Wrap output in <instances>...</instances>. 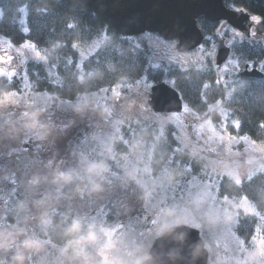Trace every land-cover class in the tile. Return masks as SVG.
I'll list each match as a JSON object with an SVG mask.
<instances>
[{"label":"rangeland","instance_id":"obj_1","mask_svg":"<svg viewBox=\"0 0 264 264\" xmlns=\"http://www.w3.org/2000/svg\"><path fill=\"white\" fill-rule=\"evenodd\" d=\"M214 34L216 41L234 35L228 24L222 22ZM140 39L148 47L153 67L177 65L183 69L211 70L216 72L225 87H228L229 77L234 75L231 70L233 62L222 68L216 67L217 42L209 47L201 45L191 52H180L177 42L166 40L161 35L146 33ZM103 42L104 38H99L79 50L78 61L88 60ZM0 49L15 54L22 66L44 58L30 43L14 46L1 37ZM7 75H12V72L0 64V77ZM162 82L173 88L169 80ZM154 85L144 77L131 87L84 94L72 103H60L30 90L27 93H10L0 99V264H74L70 245L57 249L48 240L47 224L42 221L39 208L51 203L74 204L76 200L62 198L53 169L50 165L47 169V165L40 162L43 157L50 156V147L59 142L60 151L83 162L86 141L87 145L91 141L88 146L100 142L105 145L107 157L101 168L105 171V165L108 172L107 203L119 204L126 196L129 200L135 197L136 202L146 205H162L166 209L163 228L182 224L200 232L209 252L207 264H264L263 233L257 231L247 248L234 231L240 211L252 216L257 213L256 208L247 198H220L216 190L221 176L241 183L262 172L264 144H258L247 136L224 132L223 125L215 126L185 102L180 114L166 116L154 112L148 101ZM13 105L27 109L17 118H12L8 112ZM143 121L160 130L173 126L181 147L202 161L203 172L188 175L184 172L175 179L164 175L151 176V143L137 138L125 141L127 149L122 151L121 146V150L114 152V142L121 138L122 128ZM14 123L19 124L18 127H13ZM35 126L40 128L44 145L29 156L24 147L29 142L26 131ZM62 129L64 133L60 131ZM87 132L89 136H86ZM7 154L11 158L9 161L3 157ZM94 168L97 172L101 169L99 166ZM11 210L16 217L13 224L5 220L6 213ZM160 228H157V233ZM78 239L82 241L81 234ZM140 244H134L129 257L121 255L119 264L136 263L145 253L144 244ZM76 246H82L80 249L83 250L86 247L84 242ZM75 258L78 264L87 261L82 254Z\"/></svg>","mask_w":264,"mask_h":264},{"label":"trees","instance_id":"obj_2","mask_svg":"<svg viewBox=\"0 0 264 264\" xmlns=\"http://www.w3.org/2000/svg\"><path fill=\"white\" fill-rule=\"evenodd\" d=\"M223 2L231 7L230 0ZM234 3L239 6L254 4L264 20V0H235ZM197 22L204 35L202 45L209 47L216 43L214 33L219 22L210 23L203 16ZM260 25L264 27V22ZM146 33L123 35L96 11L73 0H0V37L14 46L31 42L44 57L26 65L29 89H23L22 82L16 79L0 77V99L10 93L30 90L54 101L63 98L69 101L97 91L131 87L144 77L153 84L169 80L199 116L217 127L223 125L226 133L247 136L264 144V91L252 88L247 95L239 96L234 106L235 100L227 96L228 87L214 71L183 69L177 65L153 67L148 47L140 39ZM99 38H104L102 46L80 63L79 50ZM121 131L113 151L127 149L125 141L133 138L151 143L149 170L153 177L164 175L175 179L184 172L186 175L199 174L204 170L202 161L181 147L177 131L171 125L160 130L143 121ZM216 190L220 198H247L256 208L257 213L252 216L240 211L234 230L249 248L257 231L264 235V170L241 183L221 176ZM46 230L51 241L61 245L67 242V227L51 224Z\"/></svg>","mask_w":264,"mask_h":264},{"label":"flooded vegetation","instance_id":"obj_3","mask_svg":"<svg viewBox=\"0 0 264 264\" xmlns=\"http://www.w3.org/2000/svg\"><path fill=\"white\" fill-rule=\"evenodd\" d=\"M234 2L235 0H230L231 7H226L233 11H243L248 14L252 26L249 35H246L227 23L234 35L228 38H218L217 41V45H219L220 41L224 39L226 46L230 49L228 59L222 65H216V67L222 68L226 63L233 62L231 70L234 75L229 77L227 95L230 100H235L233 105L239 96L247 95L253 91L252 88H260L264 91V27L253 20V17H260L259 12L256 11L257 8H254V4H250L252 6L249 7L248 4L239 6ZM221 22L226 23V21H220L219 25ZM0 64L5 65L12 72V75L3 77L16 79L22 82L20 84L22 88L25 87L28 82L26 66L19 64L15 54L0 49ZM254 70L262 74L263 77L252 76L250 73ZM26 89H29V85ZM73 101L74 99L68 101L67 98L59 100L60 103H72ZM26 109L22 106L13 105L9 108L8 115L17 118ZM160 115L172 116L173 114ZM18 125L14 123L13 127H18ZM60 126L62 125H59V128H62ZM38 128L39 126H35L33 129H27L26 131L29 142L25 143L24 147L27 149L29 156L37 152L38 147L44 145L43 136L40 133V128ZM60 131L65 132L63 129ZM86 136H89V132L86 133ZM84 143L83 162L73 160L65 152L60 151V142L54 147H50V156L48 158L43 157V161L40 162L47 165V169H49V165L53 169L52 173L58 181V192L62 198L76 200L74 204L51 203L40 206L41 218L47 224V228L54 224L55 227H67L69 229L68 240L64 245L51 241L48 235L47 238L57 249L70 245V255L72 254L74 264H78L75 257L80 254L87 259L83 264H119L121 255L125 254L129 257L134 244L139 242L142 245L143 243L145 253L134 263L142 264L149 258L150 250L156 239L169 228L178 225L163 228L164 223L162 221L166 209L162 205H146L142 202H136L135 197L129 200L126 196L125 200H122L123 202L121 201L119 204L107 203L108 177L106 174L108 172L105 165V171L101 168L107 157V154H104L106 152L105 145L101 142L95 146H88L87 141ZM46 147L49 148V146ZM3 157L8 161L11 160V158H8V154L3 155ZM98 166L103 171L100 169L97 172L94 167ZM76 167H78L77 171L75 170ZM47 172L50 171L47 170ZM114 174L121 175L119 172H114ZM118 178L116 177V179ZM5 220L12 224V221L16 222L15 213L12 210L8 211ZM159 226L163 229L160 228V232L157 233ZM79 234H81L82 241L78 239ZM82 242L86 245L84 250L80 249ZM78 243L81 247L76 246ZM79 250H82V253ZM55 252L57 254V251Z\"/></svg>","mask_w":264,"mask_h":264},{"label":"water","instance_id":"obj_4","mask_svg":"<svg viewBox=\"0 0 264 264\" xmlns=\"http://www.w3.org/2000/svg\"><path fill=\"white\" fill-rule=\"evenodd\" d=\"M96 11L116 31L127 36L146 32L158 33L166 40L177 41L180 52L197 49L204 40L198 27L203 16L211 22L226 21L246 35L252 22L243 11L228 9L223 0H73ZM230 49L221 40L215 65H222ZM252 76L263 77L257 71ZM149 105L159 114H180L184 101L180 93L165 82L155 84L150 90ZM200 232L188 225L169 228L156 239L147 260L142 264H207L209 252Z\"/></svg>","mask_w":264,"mask_h":264},{"label":"snow or ice","instance_id":"obj_5","mask_svg":"<svg viewBox=\"0 0 264 264\" xmlns=\"http://www.w3.org/2000/svg\"><path fill=\"white\" fill-rule=\"evenodd\" d=\"M253 20L257 23L264 22V20H262V18H260V17H253ZM28 43H31V42H28ZM38 55H39V53H38ZM262 127H264V125H262Z\"/></svg>","mask_w":264,"mask_h":264},{"label":"clouds","instance_id":"obj_6","mask_svg":"<svg viewBox=\"0 0 264 264\" xmlns=\"http://www.w3.org/2000/svg\"><path fill=\"white\" fill-rule=\"evenodd\" d=\"M67 176V174H65Z\"/></svg>","mask_w":264,"mask_h":264}]
</instances>
